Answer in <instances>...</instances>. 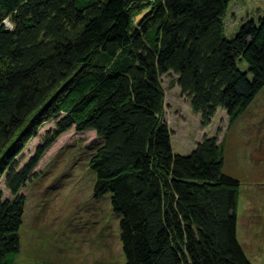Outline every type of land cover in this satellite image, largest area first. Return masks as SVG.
Wrapping results in <instances>:
<instances>
[{
    "label": "trees",
    "instance_id": "1",
    "mask_svg": "<svg viewBox=\"0 0 264 264\" xmlns=\"http://www.w3.org/2000/svg\"><path fill=\"white\" fill-rule=\"evenodd\" d=\"M0 0V264H17L21 188L62 132L93 130L96 197L110 193L125 264H251L237 238L239 181L204 136L172 147L161 76L174 72L204 124H232L264 87V13L227 36L231 0ZM10 24L6 25V21ZM56 119V120H54ZM32 156H16L38 128Z\"/></svg>",
    "mask_w": 264,
    "mask_h": 264
},
{
    "label": "rangeland",
    "instance_id": "2",
    "mask_svg": "<svg viewBox=\"0 0 264 264\" xmlns=\"http://www.w3.org/2000/svg\"><path fill=\"white\" fill-rule=\"evenodd\" d=\"M149 2L135 0L134 22ZM263 13L264 0H231L223 17L226 35L233 36L240 23ZM161 84L163 118L176 153H189L207 135L217 136L222 143V171L239 181L237 238L251 264H264V87L232 124L225 111L218 109L205 125L181 92L174 72L162 75ZM54 120L44 122L26 140L16 156L19 167L32 156ZM99 141L93 130L77 132L71 127L41 156L20 190L25 205L17 264H125L120 217L112 211L110 193L96 197L93 191L91 144ZM0 191L4 198H11L4 175Z\"/></svg>",
    "mask_w": 264,
    "mask_h": 264
}]
</instances>
